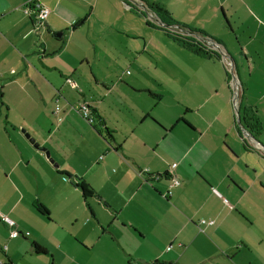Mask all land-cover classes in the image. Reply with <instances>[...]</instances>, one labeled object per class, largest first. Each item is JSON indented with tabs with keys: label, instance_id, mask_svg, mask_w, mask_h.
I'll list each match as a JSON object with an SVG mask.
<instances>
[{
	"label": "crops",
	"instance_id": "0c3cea01",
	"mask_svg": "<svg viewBox=\"0 0 264 264\" xmlns=\"http://www.w3.org/2000/svg\"><path fill=\"white\" fill-rule=\"evenodd\" d=\"M28 1L0 0V264H264V0H38L37 33Z\"/></svg>",
	"mask_w": 264,
	"mask_h": 264
},
{
	"label": "trees",
	"instance_id": "16d2710c",
	"mask_svg": "<svg viewBox=\"0 0 264 264\" xmlns=\"http://www.w3.org/2000/svg\"><path fill=\"white\" fill-rule=\"evenodd\" d=\"M149 8H151L155 12L156 16L165 26L170 27V26L177 25V23L173 20L171 15L166 10H164V8L160 7L159 5H155V4L149 5ZM83 23L84 21L80 22L74 28L82 25ZM190 33H196V34L200 33L201 35V32H199L196 29H190ZM171 39L174 41L176 45L188 50L189 52L195 55L209 57V53H213L207 50V48L201 42L197 41L196 39L192 37H187V36L185 37V36H181L177 34H172ZM240 115H241V125L243 126L245 131L253 138H255V136L260 135V133L262 132V126H261L260 120L256 116V112L254 111V109L241 106ZM108 137H111V135L108 132H106L104 138L108 140L109 139ZM245 146H247L246 142H245ZM79 187L81 188L83 196H88L90 194L87 186L79 185ZM37 206L39 207L38 211L41 214L45 215L46 217L49 216L48 212L41 205H36V210H37ZM34 250H35V253L38 255L47 253L43 248H41L40 246L36 244H34Z\"/></svg>",
	"mask_w": 264,
	"mask_h": 264
},
{
	"label": "built area",
	"instance_id": "2783aa9c",
	"mask_svg": "<svg viewBox=\"0 0 264 264\" xmlns=\"http://www.w3.org/2000/svg\"><path fill=\"white\" fill-rule=\"evenodd\" d=\"M25 13L28 16H33L35 18L34 29L35 32H39L41 29L45 27V22L49 16V10L45 7H42L38 0H29L27 6H25ZM67 83L71 86L72 89H76L77 86L72 80H67ZM73 109V108H72ZM56 112L59 111V107L55 108ZM78 114L87 121L88 124L92 125L94 122V117L92 115L91 109L86 104H82L80 108L77 110ZM180 185V182L177 179H173L171 182L170 189L175 188ZM226 202V201H225ZM1 220L11 228L10 238L15 239L20 236V232L15 228L14 222L8 217L1 216ZM205 223V222H203ZM28 236V233L25 234Z\"/></svg>",
	"mask_w": 264,
	"mask_h": 264
},
{
	"label": "water",
	"instance_id": "95a60500",
	"mask_svg": "<svg viewBox=\"0 0 264 264\" xmlns=\"http://www.w3.org/2000/svg\"><path fill=\"white\" fill-rule=\"evenodd\" d=\"M191 36L195 37V39L199 42H201L204 46L206 47H210V48H214L217 51H219V45H217L214 42H211V40L207 39L206 37L201 36L200 34H196V33H189ZM56 38H60L61 34H57L55 36ZM236 83V88H235V96H234V110H235V117H236V121L237 124L240 125L241 123V115H240V108H241V101H242V91H241V87L239 86V83ZM239 86V87H238ZM22 133L24 134L25 138L29 141L30 144H32L35 148L38 147V144L35 143V140L33 138L30 137L29 134L25 133L24 130H22ZM46 157L49 158L50 154L49 152L45 151ZM49 161L52 163L53 160L49 159Z\"/></svg>",
	"mask_w": 264,
	"mask_h": 264
},
{
	"label": "rangeland",
	"instance_id": "374dc122",
	"mask_svg": "<svg viewBox=\"0 0 264 264\" xmlns=\"http://www.w3.org/2000/svg\"><path fill=\"white\" fill-rule=\"evenodd\" d=\"M163 31V30H162ZM161 31V32H162ZM165 31V30H164ZM166 32V31H165ZM164 32H162V34H163ZM167 33V32H166ZM165 35V34H164ZM229 75H230V81L231 82H233V79L235 80V71L233 70V68L231 69V71H230V73H229ZM236 90H234V92H235Z\"/></svg>",
	"mask_w": 264,
	"mask_h": 264
}]
</instances>
